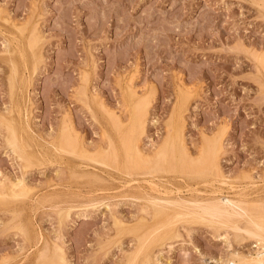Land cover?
Masks as SVG:
<instances>
[{
	"label": "rangeland",
	"instance_id": "obj_1",
	"mask_svg": "<svg viewBox=\"0 0 264 264\" xmlns=\"http://www.w3.org/2000/svg\"><path fill=\"white\" fill-rule=\"evenodd\" d=\"M130 90L150 102L148 155L181 114L188 169L175 155L131 177L113 165L95 185L50 143L67 122L90 152L118 144L112 115L127 121ZM218 135L231 185L199 158ZM151 181L171 197L246 190L264 217V0H0V264H214L257 249L212 222L171 214L160 228Z\"/></svg>",
	"mask_w": 264,
	"mask_h": 264
},
{
	"label": "bare ground",
	"instance_id": "obj_2",
	"mask_svg": "<svg viewBox=\"0 0 264 264\" xmlns=\"http://www.w3.org/2000/svg\"><path fill=\"white\" fill-rule=\"evenodd\" d=\"M3 15H5V14H3ZM1 18H2V16H1ZM23 44H25V43H23ZM34 49L35 48H33L32 50H34ZM38 50H39V48H38ZM27 52H28V50H27ZM28 54H29V52H28ZM18 58H19V56H18ZM11 63H12V60H11ZM131 90L129 91L131 93L127 97L130 98L131 96L132 97L135 96L134 97L135 99L131 100V98H130V100H127L128 101L127 103H129V101H130V103L127 104V105H130V107L128 106L130 109H128L129 110V117H128L127 121L122 122L117 117L115 118V114L113 112H112L113 115L110 112L111 113L110 115H112V117H113L112 118L113 128L116 131V133L118 134V137H117L118 138V144L116 141L115 142L113 141L114 138L109 137L107 139L108 140V146L103 147L101 145V146H98L95 151L90 152L88 149V146L84 144V142L82 141L80 136L76 134V132L73 130L72 127H70V124H68L67 122H64L63 124H61L62 126L59 129L60 131L58 133L57 139L55 141H51L52 142V143H50L51 146H49V147H52V149L56 155V159H59L60 161L69 164L71 167L76 168V170L78 169L77 170L78 172L76 171L77 173H79L81 176H85L86 178L91 180L92 183H94V184L95 183L100 184V182H102V181L106 182L105 181L106 177L104 178L99 173L100 171L101 172L103 171V170H101V169H103V167H113V165L120 167V165H121L122 171L118 170V173L120 171H121L120 173H123V171H125L128 174L131 172L137 171V170H142V169H144V167H153V168L155 167L156 171H157L160 168H166L164 165H166V166L168 165L167 161H168L169 157L172 155H175L174 157L176 159V165H175L176 168L188 169V166L187 167L184 166L185 164L188 163V156H187L188 153H187V149H186L184 139H183V134H182L183 124H182L181 114H179V116L177 115V121H173V122L171 121L168 124V134L166 135L164 141L155 150L154 155H152V154L148 155L142 151V148L140 146V139H141V136L146 131V123H147V116H148V109H149V105H150L149 103L150 102L148 101V99L142 100L139 97L137 98L135 95V92H134L135 90L134 91H131ZM178 105L180 106V104H178ZM177 109H179V108H177ZM179 113H181V112H179ZM21 115H22V113H21ZM25 117L27 118V115ZM109 118H111V117H109ZM26 121H28V119ZM22 123H23V121H22ZM11 128H12V126H11ZM22 128L24 129V127H22ZM25 131H26V129H25ZM27 132H28V130L26 131V133ZM117 138H115V139L117 140ZM220 138L221 137L218 135L217 137L215 136V138L213 137V139L212 138L210 140L208 139L207 140L208 143L205 144L206 146L203 145L204 148H202L200 155H199V158H200V161L202 158H208V161H209L207 164V168L203 171V173H205L207 176H209L211 178V180H214V182L218 181V183L220 182L223 185V184L227 183L228 179H226V177H224V175L221 171V168L219 166V162H218V157H219V154L222 152L221 150L223 147L222 141ZM13 139H14V137H13ZM19 141H21V140H19ZM18 143L14 141L13 146H16V148H17ZM26 143H28V142H26ZM22 144H23V142H22ZM20 145H21V143H19V146ZM78 158L79 159L87 158L89 160H87V159L86 160L89 162L91 160L92 163L90 162L89 164L92 165L94 163L92 165L93 169H84V167H87L89 164L88 163L84 164V163H86V161L84 163L82 161L81 162L76 161L75 159H78ZM154 162L156 165H153ZM203 162H204V160H203ZM119 167L117 169H119ZM95 169H100V170L98 172ZM125 172L123 173V175L125 174ZM105 173H106V171H105ZM73 174H74V172H73ZM107 174H109V173H107ZM131 174H129L130 177H131ZM192 174L194 175V171H193V173H191V175ZM201 175H203V174H200V172H199L198 176L200 177ZM206 175H203V176L205 177ZM194 176H196V173ZM116 180H121V179H116ZM140 180H142V179H140ZM104 182H102V184H104ZM134 182H135V180H134ZM227 184H230V183H227ZM19 185H20V183H19ZM124 186H125V184H124ZM140 187L141 186H139V188ZM244 187L245 186H243V188ZM149 188L152 191L151 193H153V192L156 193V195L151 194V197H149L150 199L154 200L153 204H154V206H156V215L165 217V221H163L164 224H161V227L159 224H157V227H158V225L160 228H163L162 226H166V227L169 226L170 227L171 226V220H170L171 214H175V216H183V217L188 218L189 220L195 219V221L200 220L202 222L204 221V223L205 222H212L215 225H218L221 227L230 228L234 231H240L243 233V235H245V236L247 235L248 237L254 238V240H256V244L253 245V247L258 246L257 249L253 252H248L247 254H241V253L235 251V249L234 250H230V249L228 250L227 249L228 252L226 254V258L224 259L222 257H218L217 259H214V260L212 259L214 264H264V217H262L260 213H258L256 210H254V209L260 208L262 203L259 201H254V200L251 201V200H249V197H247V199H246V196L248 195V194L245 195L247 192L246 190L243 191V193L246 191L245 194H243L242 192H241L242 194H240V192L238 193L237 191H235V192H237V194H234V196H222V197H220L221 195L220 196L218 195L219 196L218 197L215 195L214 192H212V194L214 193V195H206L208 197H205V198H203L204 196L203 197H194V196L186 197L185 196V198H184V197H182V195L178 196L179 194L178 195L176 194L172 197L168 196L167 194L170 192L168 191V193H167L166 191L165 192L160 191V189H159L160 186H159L158 182L155 183V182L151 181ZM250 188H251V186H250ZM215 190L216 189H214L213 191H215ZM240 190H238V191H240ZM140 192L143 193L144 190L140 191ZM145 192H144V194H145ZM235 192H233V193H235ZM172 193H170V194H172ZM24 196H25V194H24ZM12 197H14V196H12ZM260 200H262V199H260ZM241 220H245V223L243 225H239V223H238ZM155 229H157V228L151 229L147 234H145V237L149 236L152 232H154L153 230H155ZM225 237L227 238V236H225ZM225 241H226V239H225ZM144 244H145V240L143 239L140 247L142 248L144 246ZM228 246L231 247V245L229 243H228ZM228 246H227V248H228Z\"/></svg>",
	"mask_w": 264,
	"mask_h": 264
}]
</instances>
